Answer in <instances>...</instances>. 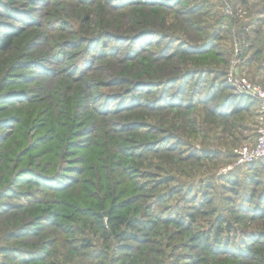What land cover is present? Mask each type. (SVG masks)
Masks as SVG:
<instances>
[{
	"label": "rangeland",
	"instance_id": "374dc122",
	"mask_svg": "<svg viewBox=\"0 0 264 264\" xmlns=\"http://www.w3.org/2000/svg\"><path fill=\"white\" fill-rule=\"evenodd\" d=\"M9 34L0 264H264V0H0Z\"/></svg>",
	"mask_w": 264,
	"mask_h": 264
},
{
	"label": "built area",
	"instance_id": "2783aa9c",
	"mask_svg": "<svg viewBox=\"0 0 264 264\" xmlns=\"http://www.w3.org/2000/svg\"><path fill=\"white\" fill-rule=\"evenodd\" d=\"M236 84L239 91L255 99L258 113L254 143L236 151L235 164L243 165L264 158V87L245 78H239Z\"/></svg>",
	"mask_w": 264,
	"mask_h": 264
},
{
	"label": "trees",
	"instance_id": "16d2710c",
	"mask_svg": "<svg viewBox=\"0 0 264 264\" xmlns=\"http://www.w3.org/2000/svg\"><path fill=\"white\" fill-rule=\"evenodd\" d=\"M11 39H12V36H10V34L7 35L6 37H4L3 39H1V41H0V47L7 48L10 45V43H11ZM239 100H240L239 103H241L243 105V107H245V108H248V105H251V104L252 105H256L255 99L251 98L248 95L247 96L241 95L240 98H239ZM233 104H234V102H233ZM258 164L262 168H264V158L260 159L258 161ZM107 217H108V219H107V221L104 222V226H107V223H108L110 225V227H112V228L115 229V228L118 227L119 224H121L123 222V220L120 217V215L115 214V208L114 207H112L108 211ZM177 223L178 224H184V222H182L181 220L177 221ZM128 224H132V221L129 220L128 221ZM121 234H123V232ZM209 236H210V234L201 233V234L195 235L193 239L196 240L198 243H201L203 245H206Z\"/></svg>",
	"mask_w": 264,
	"mask_h": 264
}]
</instances>
